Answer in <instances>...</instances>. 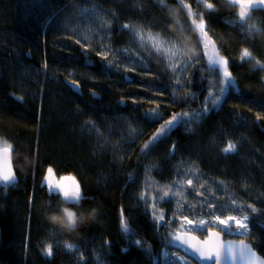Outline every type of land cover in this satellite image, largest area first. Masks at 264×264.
<instances>
[{"label": "trees", "instance_id": "obj_1", "mask_svg": "<svg viewBox=\"0 0 264 264\" xmlns=\"http://www.w3.org/2000/svg\"><path fill=\"white\" fill-rule=\"evenodd\" d=\"M136 26L203 53L209 39L237 86L147 153L166 120L209 93L199 62L181 80L154 53L139 48L145 66L134 62ZM156 108L159 119L145 117ZM0 141L18 177L0 181V264H159L180 216L224 217L234 202L248 217L242 239L264 257V7L240 23L230 0H0ZM49 167L53 183L76 177L84 199L50 196ZM64 208L84 221L51 223V213L66 222Z\"/></svg>", "mask_w": 264, "mask_h": 264}, {"label": "snow or ice", "instance_id": "obj_2", "mask_svg": "<svg viewBox=\"0 0 264 264\" xmlns=\"http://www.w3.org/2000/svg\"><path fill=\"white\" fill-rule=\"evenodd\" d=\"M237 2L241 4V11L239 12V18H240V23H243L246 19L245 7L252 9V8H256L258 5L253 3L252 0H237ZM259 3L264 4V0H259ZM207 8L211 9L212 5L207 4ZM189 14H191V11L189 12ZM201 24H203V21H201ZM125 27L128 26L125 25ZM249 31H251V29ZM203 34L207 36L206 32H204ZM212 46L214 47V45ZM204 47L205 49H207L209 47V44L206 43ZM205 54L207 55V52H205ZM248 55H249L248 51L245 50L243 56L247 57ZM208 63L210 65L216 66L217 69L219 70V77L216 84L219 94L209 93V95L205 98V106L200 110L191 113V116L188 112H183V113L175 114L171 117V119L166 120L164 124H162L153 134V136L145 143L143 149L141 150L142 153H147V151H149L151 147H153L156 143L169 136L171 132L179 124L187 123L189 119L192 117L199 120L204 114L214 109L217 105H219L222 102L221 97L227 91V87H235V80L232 78V74L228 70L229 62L227 59H225L223 56H220L217 52H213V54L208 57ZM257 63L259 64V61H257ZM73 85L74 86L76 85L75 81H73ZM213 95H215V99H213ZM144 115L146 118L150 120H155L160 118L158 108L153 109L152 112L145 113ZM10 147H11L10 145L6 146L0 151L7 153ZM235 147L236 146L234 144L229 143L225 148V151L226 152L234 151ZM52 174H53V169L49 167L47 169V174L45 175L44 180L48 186L50 196L58 194L64 201H71L74 204L79 203L80 200L84 199L78 184L69 187L59 182L53 183V181L50 179ZM16 179L17 178L13 172L11 161L5 159L3 166H0V181H2L5 186H7L8 184L15 182ZM60 179L63 180L64 178H60ZM187 183L191 185L193 181L188 180ZM165 195H167V193H165ZM64 213L68 223L72 224L76 222V217L74 216L72 211H70L68 208H64ZM160 219L163 220V216H161ZM214 219L215 221L218 222V225L224 226V229L230 227L232 222H235L237 228L240 230H244L246 228V224L241 220L237 219L236 217H227V219H221L220 216H216ZM183 220H185L189 226H192L193 230L201 229L206 223V221L200 220L197 224L194 225L193 221L188 219V217H183ZM121 226L125 233L129 234L130 236L134 235V232L129 227L127 221L124 219L123 212L121 214ZM209 233L210 235H213L211 229H209ZM214 235L219 236V233H215ZM177 240H179V237H177ZM135 243L137 245H140L141 241L137 240L135 241ZM66 247L71 249L74 246L69 244L66 245ZM184 252L185 254L190 253V258H195V260L199 261L200 264H213V261H215V264H221L222 260L229 258L234 259L236 256H238L241 260L248 255H250L253 258H255L256 256V253L251 252L249 247L243 241L240 242V245L235 252L231 244L227 246H208V247L197 246L194 248L184 247ZM45 254L46 255L52 254V245L45 246ZM183 264H187V261H183Z\"/></svg>", "mask_w": 264, "mask_h": 264}, {"label": "rangeland", "instance_id": "obj_3", "mask_svg": "<svg viewBox=\"0 0 264 264\" xmlns=\"http://www.w3.org/2000/svg\"><path fill=\"white\" fill-rule=\"evenodd\" d=\"M230 1L233 3L235 2L237 4L238 18H239V12L241 11V4L238 3L237 0H230ZM252 2L257 4L258 6L264 7V4L259 3V0H252ZM245 11L247 14L249 12V8L245 7ZM193 20H195V24L198 28L199 33L202 35V37H205V35L203 34L204 32H206L205 24L204 22L203 24H201V21L203 20H201L200 17L197 15H193ZM132 32L133 34H135V39L131 41L130 45L133 48H136L133 51L134 55H136L134 56V62L137 59H139L140 65L142 67L145 66L144 65L145 60L144 59L142 60L138 57L141 56L139 53V48L140 50H146L148 52L154 53L156 54L158 59L160 60L162 59L165 62L168 70L178 80H181L183 78V75H186V72H188L189 69L195 65V62L196 64L200 63L198 67L200 73H202L204 76V83L206 86V90L208 91V93L219 94L218 88L216 87L217 80L219 77V70L217 69L216 66L210 65L208 63V57L211 56L213 52H217L220 55L216 47L212 46L214 45L212 41H210L209 39L202 40L204 45L206 43L209 44V47L205 49L203 53L200 51L201 46H198V48H194L193 46L186 43H184V45H180L176 42L174 38L164 36L163 34L157 31L151 30L149 26H141V27L136 26L132 28ZM205 52H207V55L205 54ZM229 88L230 87H227V91ZM213 99H215V95H213ZM4 145L6 144L0 141V147ZM233 208L235 212L228 213L227 215H224V217H221V219H227V217H236L237 219L241 220L246 224V228L244 230L238 229L235 222H232L230 227L224 229V226L218 225V222L215 221L214 218L217 215L190 216L185 214L179 217L178 221L176 222V228H173V230H186L198 234L200 233L201 230L202 233H205L206 229L211 228L220 231L221 233H223V235H230L232 236L233 239L244 238L248 236L247 233L249 232V228L247 225L248 217L244 215L243 207H241L237 203L234 202ZM190 210H192V214L198 212L194 208ZM183 217H188V219L193 221L194 225L197 224L200 220H204L206 221V223L201 229L193 230V227L189 226L187 222L183 220ZM158 254L159 256L157 258V261H159V264H183V261H187V264H190L188 262L193 261L187 255L172 248L170 245L169 247L168 246L163 247V249Z\"/></svg>", "mask_w": 264, "mask_h": 264}, {"label": "water", "instance_id": "obj_4", "mask_svg": "<svg viewBox=\"0 0 264 264\" xmlns=\"http://www.w3.org/2000/svg\"><path fill=\"white\" fill-rule=\"evenodd\" d=\"M230 72V71H229ZM233 78V77H232ZM235 89V91H237V86H236V81H235V87H233ZM4 147L6 146H2L0 147V150H2ZM5 159H8L11 161V165H12V169L13 172L16 176V172H15V166H13V151L10 147L9 151L7 153L0 151V166H3ZM16 181L12 182L10 184H8L9 186H12V184H15L18 182V177L16 176ZM60 178H64L63 180H61ZM60 178H54V183L59 182L62 183L66 186L72 187L75 184H78L80 187V184L78 183L76 177H74L71 174H65L64 176L60 177ZM81 189V188H80ZM68 203H72L71 201H67ZM209 229H206V233L204 235V237H199L195 232H190V231H180V230H174L173 231V235L171 236L169 243L170 246L180 252H182L183 254H185L184 252V247H208V246H227L229 244H231L233 246L234 252L238 249L240 242L243 241L250 249L251 252L256 253L255 258L251 257L250 255L245 256L242 260L236 256L234 259L233 258H229V259H224L221 261V264H264V257L257 252L256 249H254L252 247V245L246 241L245 239L242 238H236V239H232V238H228V237H224L223 233H221L218 230H214L211 229V232L213 233V235H210L209 233ZM215 233H219V236L214 235ZM177 237H179V240H177ZM190 258V253L189 254H185ZM191 260H193V262H196L197 264H200L199 261H196L195 258H190ZM213 264H215V261H213Z\"/></svg>", "mask_w": 264, "mask_h": 264}, {"label": "clouds", "instance_id": "obj_5", "mask_svg": "<svg viewBox=\"0 0 264 264\" xmlns=\"http://www.w3.org/2000/svg\"><path fill=\"white\" fill-rule=\"evenodd\" d=\"M61 213L65 215L64 209H61ZM73 214L76 217V222L72 223V224L67 222V218H66V222L65 221H61L60 217L56 213H51L49 215V219H50L51 223H53L54 225H57L60 228L73 230V229H75L78 226V222H83L84 219H85V216L83 214H81L79 217H77L75 212H73ZM92 214L94 215V212Z\"/></svg>", "mask_w": 264, "mask_h": 264}]
</instances>
